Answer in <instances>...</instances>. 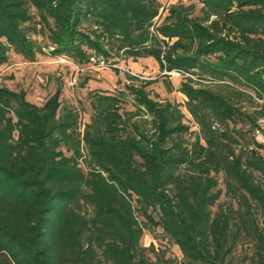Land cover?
I'll return each instance as SVG.
<instances>
[{
    "label": "trees",
    "instance_id": "16d2710c",
    "mask_svg": "<svg viewBox=\"0 0 264 264\" xmlns=\"http://www.w3.org/2000/svg\"><path fill=\"white\" fill-rule=\"evenodd\" d=\"M161 8L0 0V65L34 60L40 33L79 65L151 57L186 96L157 100L128 72L124 91L91 92L81 129L60 91L35 105L1 85L0 264H264V0ZM156 228L181 258L142 245Z\"/></svg>",
    "mask_w": 264,
    "mask_h": 264
},
{
    "label": "rangeland",
    "instance_id": "374dc122",
    "mask_svg": "<svg viewBox=\"0 0 264 264\" xmlns=\"http://www.w3.org/2000/svg\"><path fill=\"white\" fill-rule=\"evenodd\" d=\"M160 1L162 3L161 12L165 14V9L171 3L181 1L190 4L194 0ZM199 7L200 5H198ZM33 39L37 40V43L43 48L41 52L37 53L34 60H30L11 51L9 61L0 65V86L4 85L16 91H24L27 99L35 105H43L48 98L60 91V100L64 107L80 109L81 129L92 116L91 92L101 90L117 94L124 91L127 83L126 73L128 72L137 76L139 82L140 80L151 81L147 90L157 100H170L177 103H184L186 100V96L179 91L183 75L177 72L166 75L160 71L158 62L151 57L141 58L137 61L120 60L113 65L93 59L91 63L79 65L64 56L53 55L50 48L45 46L48 42L46 36L40 33L33 34ZM115 67L118 68V71L115 70ZM124 107L126 110L134 109L130 100L125 102ZM182 109L186 112V120L192 125V129L196 130L197 127L186 108L182 106ZM141 243L144 246H150L153 243L158 252L164 251L167 256L182 257L179 247L169 242L162 228L145 229ZM150 256L154 260L157 258L153 252H150Z\"/></svg>",
    "mask_w": 264,
    "mask_h": 264
},
{
    "label": "built area",
    "instance_id": "2783aa9c",
    "mask_svg": "<svg viewBox=\"0 0 264 264\" xmlns=\"http://www.w3.org/2000/svg\"><path fill=\"white\" fill-rule=\"evenodd\" d=\"M151 29L154 30L153 27ZM254 135H255V138L258 141H260V142H262L264 144V128H258V129H256Z\"/></svg>",
    "mask_w": 264,
    "mask_h": 264
}]
</instances>
